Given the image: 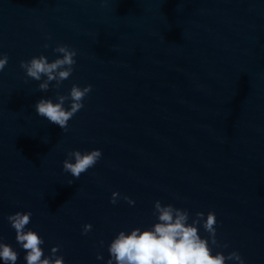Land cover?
Instances as JSON below:
<instances>
[{
	"label": "water",
	"instance_id": "95a60500",
	"mask_svg": "<svg viewBox=\"0 0 264 264\" xmlns=\"http://www.w3.org/2000/svg\"><path fill=\"white\" fill-rule=\"evenodd\" d=\"M57 44L77 50L74 72L39 91L20 61L51 62ZM0 54V240L17 264L10 214L32 212L46 257L60 245L65 264H107L120 231L158 222L157 200L215 211L229 247L214 254L264 264V0H0ZM73 84L92 91L63 131L34 105ZM95 149L78 180L63 171L69 151Z\"/></svg>",
	"mask_w": 264,
	"mask_h": 264
},
{
	"label": "clouds",
	"instance_id": "9594fccd",
	"mask_svg": "<svg viewBox=\"0 0 264 264\" xmlns=\"http://www.w3.org/2000/svg\"><path fill=\"white\" fill-rule=\"evenodd\" d=\"M43 47L47 49L51 45L45 43ZM53 51L59 55L51 62L43 54L20 61V67L28 78L42 81L38 85L39 91L47 92L50 85L59 90L63 81L69 79L74 72L77 50L67 44H57ZM8 61L7 54H0V72L5 69ZM91 91V84L85 87L73 84L68 94L57 92L58 102L42 98L37 101L34 108L39 116L67 131L69 121L84 107L83 101ZM66 101H71L70 108L65 107ZM101 157L100 149L83 153L79 150L69 151L68 158L63 161V171L78 180L81 174L93 168ZM73 183L74 180H69L67 184ZM120 195L119 192H114L111 203L116 204ZM123 199L130 205L135 204V200L129 196H124ZM32 215L31 211H17L7 216L10 226L16 232V242L26 253L24 256L26 264H65L64 257L57 255L60 245L54 246L51 254L46 257L42 247L44 239L37 231L26 230ZM153 215L157 217L158 222L150 228L141 230L137 227L130 233L126 231L118 233L108 246L111 258L107 264H228L229 261L234 264L235 262L246 264L245 258L238 250L227 255L223 251L214 254V247L218 249L229 247L228 243H221L218 239V220L215 211L208 212L206 218L204 212H197L195 218H191L189 210L177 208L173 204L165 205L157 200ZM201 226L208 234L206 237L200 234ZM91 229L92 224L84 225L82 234L87 235ZM104 243L101 240L100 246L103 247ZM0 259L4 264H17L19 253L10 244L0 240ZM97 259H103V255L98 253Z\"/></svg>",
	"mask_w": 264,
	"mask_h": 264
}]
</instances>
